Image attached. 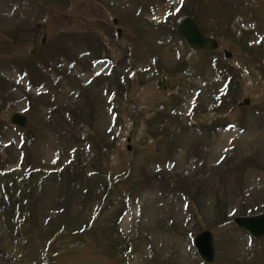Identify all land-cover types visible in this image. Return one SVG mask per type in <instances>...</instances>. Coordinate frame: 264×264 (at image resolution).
<instances>
[{
    "label": "rangeland",
    "instance_id": "1",
    "mask_svg": "<svg viewBox=\"0 0 264 264\" xmlns=\"http://www.w3.org/2000/svg\"><path fill=\"white\" fill-rule=\"evenodd\" d=\"M261 212L264 0H0V264H264Z\"/></svg>",
    "mask_w": 264,
    "mask_h": 264
},
{
    "label": "water",
    "instance_id": "2",
    "mask_svg": "<svg viewBox=\"0 0 264 264\" xmlns=\"http://www.w3.org/2000/svg\"><path fill=\"white\" fill-rule=\"evenodd\" d=\"M114 24L118 23L117 18H113ZM176 32L186 41L191 48H201L214 50L218 48V41L207 36L200 28L199 24L195 19L190 16H185L176 26ZM117 36L121 35V28H116ZM223 54L226 58L231 56V52L224 50ZM164 79H162L161 87H164ZM249 99L244 98L241 104H248ZM11 122L18 126H24L27 117L26 115L15 112L10 118ZM128 149L130 146L128 145ZM236 225L255 238L264 236V212L236 216L234 219ZM194 245L199 256L203 261L210 263L213 261L215 256L213 235L210 230H202L194 237Z\"/></svg>",
    "mask_w": 264,
    "mask_h": 264
},
{
    "label": "bare ground",
    "instance_id": "3",
    "mask_svg": "<svg viewBox=\"0 0 264 264\" xmlns=\"http://www.w3.org/2000/svg\"><path fill=\"white\" fill-rule=\"evenodd\" d=\"M65 95H66V94H65ZM62 98L64 99V101L67 100V97H65V96H63Z\"/></svg>",
    "mask_w": 264,
    "mask_h": 264
}]
</instances>
